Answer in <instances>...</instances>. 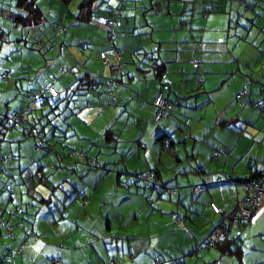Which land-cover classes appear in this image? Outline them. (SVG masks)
I'll list each match as a JSON object with an SVG mask.
<instances>
[{
  "label": "crops",
  "instance_id": "crops-1",
  "mask_svg": "<svg viewBox=\"0 0 264 264\" xmlns=\"http://www.w3.org/2000/svg\"><path fill=\"white\" fill-rule=\"evenodd\" d=\"M56 5L59 7V4L56 3ZM67 9L68 13L64 9L60 11L64 14L63 19L55 23L61 24L63 31L60 35L61 46L72 49L68 43L80 39L86 41V50L84 54L77 52V57L71 56V66L68 62H55L49 66L52 67L49 73L53 68L66 66L70 68L69 71L75 73L76 77L68 74L69 71L64 75H58L55 84H52L56 89V94L49 95L47 101L49 105H51L50 102H57L56 106H51V110L59 107L60 101H67L68 105L73 103L71 113H77L80 118L72 117L68 122L65 121L72 129L68 135L66 134L67 130L59 133L49 130L45 136L48 143L47 149L42 153H40L42 149L36 150V158L31 157L33 152L29 150L26 158L22 159L21 155L14 158V150L24 151L21 144L26 143L24 138L27 136H23L20 129L9 130L3 135L8 138L10 143L15 142V146L10 149L13 161L9 159L1 166L0 175L4 176V181L8 184L9 180L12 181L11 176L16 177L11 183L15 185L14 190L17 189L18 194L14 196L12 188H10L12 192L9 190L4 192L0 188V211H2L0 235H6L4 241L7 242V249L14 250L19 246L22 247V255L11 257L9 264H49L50 260L56 257L62 264H107L108 258L112 255L121 256L119 258L123 262L119 259L118 264H130V261L132 264H153L159 257L163 258L162 264H170L171 261L175 264H264L263 247L258 242L248 244L244 242L243 238L236 246L227 237V239L217 241L203 255H196L194 252V249L196 252L199 251L195 247L197 240L201 237L203 241L213 229L219 227L220 216L213 212L209 203L214 201L222 209L224 207L232 209L235 200L243 195V183L238 178L246 179L251 176L252 172L256 173L262 169L264 151L249 158V162H257L256 159L261 158L259 166L252 167L249 163L238 174L235 172L230 174L225 172V169L218 167L209 168V164L204 160L197 159L194 162L185 160V157H189V155L194 157H191L190 160L196 159L197 154H202L206 159H210L213 153L211 148L222 149L223 152L230 153L231 146L226 145L229 142L222 144L224 135L238 139H248L252 136L247 135L246 127L238 128L236 126L241 123H250L242 114H235V118L226 116L216 118L209 138H206L205 135L212 126L202 130L201 134L194 133L191 125L202 120L203 117L198 112L211 102L212 97L206 95L202 101H198L194 94L188 91L182 92L179 87L194 72V69L192 72H187L180 63L186 57H193L192 40L182 44L183 38L179 35L176 36L175 33L169 40H165L160 35L141 34L147 29L139 28L140 17L131 10H127V23L113 35V44L122 50L124 58L120 65L113 59L111 64L102 66L100 64L101 52L108 50L109 46L105 41V32L98 33L91 29L87 26L90 22L69 23L68 18L76 12L72 5ZM198 11L201 12L199 7L196 8V12ZM246 12L251 24L245 29L241 38H249L247 42L255 48L252 57L255 60L256 58L260 59L264 54V10L256 11L254 8H247ZM133 20L135 22L131 24ZM51 27L54 29L53 24ZM170 31L175 32L176 29ZM67 33H70L71 38H67ZM149 37L163 39H159L158 42L157 39L152 40ZM169 41H172L173 44L165 45ZM90 45L95 50L89 47ZM162 50L164 51L163 58L160 54ZM138 54L147 60L146 66L137 62L141 60ZM78 63L80 64L79 68H77ZM161 63L164 64L162 73ZM96 65L101 67L100 74L94 72ZM107 66L110 67L109 72L112 75L116 71L120 73L124 71L129 78L132 75L131 70L137 69L143 72L144 78L150 77L152 72L155 79H152L151 88H143L140 83L139 88L133 89L131 84L125 85L124 77H121L122 82L118 84L117 88L107 92L98 85L84 91L76 88L78 78L82 77L83 72H89L93 77L96 76L94 77L95 82L103 81L108 76L105 69ZM147 66L149 68H144ZM170 68L173 77L166 78V73ZM58 73L62 74L60 71ZM122 75L124 74L122 73ZM131 81L129 83H132ZM153 81L156 83L154 84ZM49 85L48 78L42 88L37 84V89L34 92L42 91ZM120 86L122 89L118 90ZM186 86L184 85L183 88L185 89ZM158 92H161L169 100L179 101L180 104L173 106L170 118L155 122L153 120V100ZM5 93L6 101L10 98V100L14 99V102L19 100V103L13 109H10L8 105V108L4 109L1 104L4 97L0 96V121L10 113L21 110L28 103L33 107L28 118L31 122L35 121L33 112L40 102L33 99L32 91L28 95L21 92L14 93V89L11 90L8 86ZM134 93L141 97L138 100H136L137 98L133 100L134 105L139 108L136 113L139 115H145V112L150 113L149 118L134 117L131 106L121 105L123 100H129ZM88 96L90 98L86 100ZM52 99L53 101H51ZM83 108L85 109L83 110ZM223 111L225 113V110ZM126 114L129 117L125 118ZM220 115L222 114L220 113ZM82 117L86 122L81 120ZM150 121L152 123H149ZM223 121L228 125L226 128L218 130L215 124H221ZM32 126L38 132L39 137H44L42 131L36 126ZM87 126H94L95 131L89 132ZM126 126L131 129L130 138L121 136ZM230 131L232 134H227ZM146 132H148L147 138L144 137ZM165 136L174 141L171 152L162 149L160 139ZM33 137L32 142H35L37 137ZM216 139L220 141L219 144L213 143V140ZM1 140L4 141L5 138ZM1 140L0 142H2ZM198 140L205 144L196 145ZM121 142H126V144ZM176 143L183 145L179 146ZM133 146L138 154L141 153L142 148L149 151L147 169L150 172L148 173H152L157 182L168 187H175V191L164 193L161 189L159 193H155L152 190L144 189L136 175L146 171V166L134 154L130 153V148ZM76 151H83L87 160L79 161ZM45 153H48L49 156H44ZM163 153L174 157L175 163L166 159L163 163ZM127 156L132 157L134 163L139 167L131 169L125 165L124 160ZM234 159L236 164L241 163L239 157ZM88 160L95 162L92 163ZM112 161L116 163H111ZM51 162L53 165H50ZM162 163L165 167L167 165L169 169H174L175 176H170L166 170L161 169L160 164ZM93 164H98V167H93ZM106 164L116 165L113 169H106ZM47 166L50 169L45 171ZM215 169L217 170L215 171ZM106 170H109L108 174ZM221 171H224V176L217 180L218 177L215 178V175ZM199 183H203L205 189L199 194H194L192 187ZM52 192L53 194H51ZM71 192H73L71 197L66 200L70 204L63 207L59 201L63 200V195ZM22 194L32 198L30 201H35L36 196L44 197L49 200L51 208V212H49L45 205H41L36 209V214L30 210L31 214L34 213L33 219L23 216V220L31 221L28 223L31 227L25 235L22 234L19 217H17L18 212H15L22 206L20 205L21 200L17 198ZM75 194L78 195L77 197L86 199L87 203H82L81 198L73 201L72 197ZM238 194L240 196L235 198ZM11 212L14 214H10ZM39 213L42 214L41 219H37ZM253 215L252 220L243 222H248L246 225H250L252 232H258L259 235L264 236V208L257 209ZM178 216L184 217V226L180 227L175 224ZM202 222H207L211 228L201 227ZM8 223L10 224L9 228L6 226ZM246 225H240L239 221H234L231 231L233 227L236 231ZM22 236H24L23 243H19L18 240ZM9 238H13L11 242L8 241Z\"/></svg>",
  "mask_w": 264,
  "mask_h": 264
},
{
  "label": "rangeland",
  "instance_id": "rangeland-1",
  "mask_svg": "<svg viewBox=\"0 0 264 264\" xmlns=\"http://www.w3.org/2000/svg\"><path fill=\"white\" fill-rule=\"evenodd\" d=\"M80 1L81 0H71L70 4L76 9ZM136 2L139 3L141 2V0H137ZM198 2L199 0L196 1V4L194 3V14L193 16H191V10H187L186 13L182 11L184 7V3L182 1L169 0L168 7L170 9V14L166 17L170 18V20L159 23L157 30H155L153 34L170 39L172 34L175 33L176 36L179 35L183 38L182 44L188 43L192 40V47L194 50L193 57H186L183 61H180V63L181 65H183L187 72H192L193 69L194 72H192V74L188 77V80L186 82H182L179 87L182 92L188 91L189 93L194 94V96H196L195 99L198 101H202L206 97V95L212 97L211 102L206 104L203 109L199 110L198 112L203 117L202 120L199 123L194 122L191 125V128L194 130L195 134H201L202 130H206L209 126H212V128L205 135L206 138H209V133L213 131V122H215L216 118H218L219 116L235 118V114H242L250 121V123L248 124L241 123L237 124L236 126L238 128L246 127L245 131L247 135H252L253 137L250 136L248 139H238L229 135H224L222 137L224 139L222 144H226V142H229L226 145L231 146L230 153L223 152L222 149L211 148L213 153L210 159H206L202 154H197L195 157L196 159H193L194 157L192 155H189V157H185V160L193 162L197 159L204 160L209 164V168L218 167L221 169H225V172H229L230 174H234V172L238 174L242 171L243 167H246L249 163L252 167H254L255 165L259 166V161L261 160V158L256 159L258 160L257 162H249V158L264 151V112H262L257 106V104H261L262 101H264V54L261 53L263 56L260 59L256 58L255 60L252 57L255 53V48L247 42L249 38H241V36L245 33V29L251 24V20L248 21L249 16L246 12L247 8H254L256 11H262L264 10V1L210 0V2H212V10L206 12H196V8H198ZM56 3L61 6L64 5L60 0L36 1L37 6L42 11L43 18L45 16V21L47 23L45 25H40L32 28L30 26L17 27L14 25L12 26V23H17L15 20L11 22L7 18H0V96L4 97V101L1 103L4 109L8 108V106L10 109H13L15 108V105L19 103V100L14 102L15 100H10V98L6 101L5 90L8 86L11 90L14 89V93L21 92L22 94L28 95L32 90L37 89V84L42 88V86H44V82L48 81L50 74L56 76V80L58 75H64L58 73V71L61 72V67L53 68L51 73H49L50 68H52L49 67L51 64L55 62H68L69 66H71V56H78V53L75 51L77 48L76 46H72V49L63 48L61 46L62 40L58 38L57 35V32H60V35L62 34L61 26L54 28L56 31L55 33L53 32L54 34H52L50 31H47L46 26H48V28L51 27L52 24L60 22L64 16L63 13H60L59 7L58 5H56ZM118 3L119 0H97L99 10H105V5H111L116 8ZM185 3L186 6H188L190 2L187 1ZM130 4L131 2H128V5ZM199 5L201 6V4ZM13 7H16L15 1L13 2ZM164 7L166 6L164 5ZM201 7L202 10L205 8V6ZM99 10L96 11L93 19L87 26L97 31L98 33L104 31L106 34L107 31L101 22L102 17H97L98 15L103 16L106 12ZM181 15L187 16L186 18L190 20V25L193 28L177 29L175 32L165 29L166 27L170 28L171 26H169V24L171 23H178L179 17ZM70 28H72V26H70ZM4 31H6V33H4ZM107 36L108 34L105 35V41H107ZM67 38H71L70 33H67ZM172 44V41L165 43V45L167 46H171ZM194 46L198 47V49H195ZM90 47L95 50L93 46L90 45ZM163 53L164 51L162 50L160 53L161 58H163ZM140 54H138V56L141 58V60H138L137 62L146 66L145 62L147 60L141 57ZM166 54L168 55V53ZM109 68V66L105 68L107 75L111 74L109 72ZM144 68H149V66ZM100 70V65H96L94 68V72L100 74ZM131 72L132 75L129 78L125 74L122 75V73L120 72L115 73V77L118 79L124 77L123 82L125 83V85L131 84V88L133 89L139 88L140 83H142L143 88L152 87V79H155L152 72L150 73L151 76L148 78H144L143 72H141L140 70L132 69ZM68 74H72L76 77L73 71H69ZM172 77L173 73L172 69L170 68L166 73V78ZM130 80H132V83H129ZM153 83L155 84L156 82L153 81ZM157 83L159 85V82ZM184 85H187L185 89L183 88ZM120 89H122V86H120L118 90ZM211 90L214 91L212 92ZM243 90L247 91L246 95L241 98L242 100H236V94L242 93ZM23 97L26 99L25 96ZM89 98L90 96H88L86 100H89ZM138 98H141L140 95H136L134 93L129 100H123L121 102V105L131 106V109L134 112L132 115L134 117H137L139 119H141L140 117L149 118L150 113L148 114L145 112V115H139L138 113H136L139 111V108L134 105L133 100H138ZM51 101H53V99ZM50 103L51 105H49L48 101H44V103L41 102L38 105V107L33 112L35 121L31 122V124L36 126L40 131L43 132L42 135H44V138L49 130H53L57 133L67 130L68 133L66 134L68 135L70 133V130L72 129L65 123V121L68 122V120L72 117L78 119L80 118L77 113H71V106L73 105V103L68 105L69 102L67 103V101H60L59 107L54 110H51V106H56L57 102ZM84 109L85 108H83V110ZM223 110H225V113ZM220 113L222 115H220ZM124 117H129V115L126 114ZM81 120L83 122H86L84 121L83 117L81 118ZM123 123L125 122L123 121ZM149 123L152 122L150 121ZM221 124H215L218 130L226 128L225 122H222ZM87 130L89 132L95 131L94 126H87ZM131 133V129L126 126L125 130L121 133V136L122 138H130ZM143 133L144 131L142 132V134ZM227 134H232V131L228 132ZM147 136L148 132H146V135L144 137L147 138ZM186 136L188 137V134H186ZM32 137L27 136L26 138H24V140H26V143L21 144V147L24 151L20 152L18 149L14 150V158H18L20 155L22 159L26 158L28 150L33 152V156L31 155V157L36 158L37 154H35L36 150L34 148V145L36 144L38 139L35 142H32ZM3 138H5V140L0 142V161L5 157H8L10 161H13V156L10 149H13V147L15 146V142L10 143V141H8V138ZM126 142L121 143L126 144ZM202 143L203 142H201V140H198L196 145H202ZM213 143L219 144L220 141L216 139L213 140ZM176 145L181 146L183 144L176 143ZM43 150L40 153H42ZM216 150L221 152L222 154H214ZM130 153L134 154L135 157L146 166V171H142L138 173V175H136L139 178L138 181L143 184V182L145 183V180L141 177V175H146L148 172H150L149 169H147V158H149V151L146 148H142L141 153L138 154L137 150L133 146L130 148ZM44 156H49V154L45 153ZM96 156H98V154H96ZM162 157L163 163L165 162L164 159H166L167 161L172 160L175 163V158L170 157L169 154L163 153ZM191 157H193L192 160H190ZM237 157H239V160L241 162L239 164H236L234 162V158ZM15 161L18 162V160ZM111 163L116 162L112 161ZM163 163L160 164V168L166 170L168 175L175 176V170L169 169L167 165L165 167ZM51 164L52 162L50 163V165ZM124 164L131 169L139 167L136 163H134L133 158L130 156L126 157V159L124 160ZM204 164L202 165L205 166L206 164ZM114 165L116 164H106L105 168L113 169ZM33 167L35 168V166ZM49 169L50 167L47 166L45 171H48ZM216 170L217 169H215V171ZM223 173L224 171H221V173L215 175V178H222L224 176ZM158 185H161V188H163V186L169 189L175 188L168 187L161 182L155 183V181H153V184H151L152 187H157ZM143 186L145 187V185ZM3 187L5 188L3 189ZM0 188H2L4 192L8 190L10 191V188H12L13 195L16 196L18 194L17 189L14 190L15 185L11 183V180H9V184L6 183L2 174L0 175ZM162 192L166 193V191L163 189ZM240 194H238V196H236L235 198L239 197ZM18 196L22 198L20 205H23L25 209L32 210L31 205L28 203L32 198L27 197L25 194H22V196ZM224 208L227 209V207ZM263 208L264 207L262 206V209ZM227 211H230V209H227ZM41 215L42 214L40 213L37 219H40ZM206 226H208V228H211V225H209L207 222L201 223V227ZM234 227L228 236L234 246L238 245V242L243 238L244 242L248 244L258 242L264 250V236L259 235L258 232H252L250 230V225L241 226V228L237 229L236 231L234 230ZM5 237L6 235H0V264H7L8 259H10V254L8 252L9 250L7 249L8 245H6L7 242L4 241ZM12 239L13 238H9L8 241L11 242ZM201 242L202 238L200 237L197 240V243H195V247H197ZM209 249H202L198 252H196L194 249V252L196 253V255H203L205 254L206 250ZM120 261L122 260L120 259ZM115 263L118 264V262ZM130 264H132L131 261Z\"/></svg>",
  "mask_w": 264,
  "mask_h": 264
},
{
  "label": "trees",
  "instance_id": "trees-1",
  "mask_svg": "<svg viewBox=\"0 0 264 264\" xmlns=\"http://www.w3.org/2000/svg\"><path fill=\"white\" fill-rule=\"evenodd\" d=\"M0 1H1L0 2V18L1 17L7 18L11 22H13V20H15L17 23H15V24L12 23V26L13 25L14 26H17V27H27V26H30L32 28V27H36V26H40V25L47 24L46 21H45V16L43 18L42 11L40 10V8L36 4V1L37 0H6L7 2L5 0H0ZM14 1H15V6L16 7H13V2ZM60 1H62V3L64 5L63 4H62L63 6L59 5V8H60L59 11H61L62 9H64V11L66 13H68L67 12V10H68L67 7L71 5L70 4L71 0H60ZM136 1L137 0H119V3L116 6V8H114L111 5L110 6L105 5L104 6L105 10H99V7H98L99 5L97 4V0H81L78 3L77 8L75 9V12L76 13L74 15H72L71 17L68 18L69 23H73V22L89 23L93 19V17H94V15H95V13H96L97 10H99V11H105L106 12L103 16H101V15H98L97 16V17H102L101 22H102L103 26L105 27V29L107 31L106 34H108L107 41H106V44L109 45L108 46V50L101 52L100 64L102 66H106L109 63L111 64V61L113 59H115L114 62H116L118 65H120L121 62H122V59L124 58L122 50L116 48L114 46V44H113V42H114L113 41V35L117 32V30L122 25H124V24L127 23V18H128V14L126 13L127 10L128 11L131 10L132 12L135 13V15H137L138 17H140L141 21L139 22L138 27L139 28H142L143 27V28H146L147 29L146 32L141 33V34H145V35L146 34H153V31L157 29L159 23L166 22V21H169L170 20V18L166 17L167 15L170 14V9L168 7L169 0H141V2H139V3H137ZM179 1H182L184 3V7H183L182 11H184V13H186L187 10H191V13L192 14L190 13V15L193 16V14H194L193 11L195 9L194 3L196 4V1L197 0H179ZM187 1L190 2L188 4V6H186V3H185ZM128 2H131V4L128 5ZM199 4H201V6H205V8L202 10V7ZM211 4H212V2H210V0H199L198 7L200 8V11L201 12H203V11L206 12V11L212 10ZM164 5L166 7H164ZM182 16L183 15H181L179 17V22L178 23L177 22L175 24H172L171 23V24H169V26H171V27L170 28L169 27H166L165 29H167V30H174V29H176L177 30V29H189V28H193L190 25V20H188L186 18L187 16H183V18H182ZM106 17L107 18H110L111 19L110 20L111 22L112 21H115V22L118 23V24L115 25V28H113L111 30H109L107 28V26H106V24L104 22V18H106ZM134 22L135 21L133 20L131 22V24H133ZM53 26H54V28H57V27H60L61 24H58V25L57 24H53ZM46 28H47V31L48 32L50 31L52 34H54L56 32L55 29H52V27H49L48 28V26H46ZM135 28H137V27H135ZM143 28H142V30H143ZM4 33H6V31H4ZM62 33H63V31H62ZM57 35H58V38H60V32H57ZM149 38H151L152 40H156L157 39V41L159 39H163V38H156V37H154V38L149 37ZM60 39H62V38H60ZM165 40H169V39L168 38H165ZM86 44H87L86 41H83V40L78 39L77 41H75L73 43H68V46H71V47L72 46H76L77 47L76 48V52H79V53L81 52V54H84V52L86 50ZM77 45H79V46H77ZM112 49H116L117 51H119L120 52V55L114 54ZM195 49H198V47H195ZM80 59H81V57H80ZM105 59H108L106 63H104V60ZM77 66H78L77 68H79L80 67V64L78 63ZM60 67H61V73L62 74L66 73V72H68L70 70V68H68L66 66H60ZM196 67H197V65H196ZM161 68H163L161 70V73H162L164 71V64L163 63H161ZM117 72L118 71L114 72L113 75L110 74V75L106 76L103 79V81L101 80L100 82H97V81L95 82L94 81V77L89 72H85V73L83 72L82 77H79L78 78V82L76 84V88L81 89L82 91H84V90H88V89L92 88L95 85H98L103 90H105L106 92L109 91V90L111 91V90L117 88L118 84L120 82H122L121 81V78L118 79V78L115 77V73H117ZM121 73L125 74L126 72L123 71ZM158 73H159V71H158ZM49 79H50V85L54 84V82L56 81L55 76L52 75V74L49 75ZM108 81H111V84L110 85L107 84ZM47 87H45L42 91L41 90H37L36 92H34V90H32L33 99L38 100L40 103L41 102L44 103V101H47V97L49 95L50 96L54 95V94L48 93V91L45 90ZM55 92H56V89H55ZM246 93H247V91L246 90H243L242 93L236 94V95H240L239 98H236L235 97L236 100H242L241 98L244 97L246 95ZM158 94H160L161 97H163L167 101V103H169L170 108L168 110V113L165 114L164 117H162L159 120H156L155 119L156 106L154 105V100H153V105H154L153 120L155 122H158V121H160L162 119H165V118L166 119L167 118H170L172 116V108H173V106L176 105L177 103L180 104L179 101L174 102L172 100L167 99L161 92H158L157 95ZM241 95H242V97H241ZM36 98H40V99H36ZM257 106H258V104H257ZM32 109H33V107L28 103L21 110H18L17 112H12L9 115H7L6 117H4L2 119V121H0V140L3 139V135L6 134L9 130H12V129H20V131H21V133H22L23 136H31V137L32 136H36L37 137L38 141L34 145L35 150H41V149L43 150L44 149V151H45L47 149V146H48L47 140L43 136H41V137L38 136V132L35 129H33V126L31 124L30 118H28V115H30ZM259 109L262 112H264L263 107H259ZM16 115H18V116L19 115L24 116L25 117V120L24 121H21V120L17 119L16 117H14ZM12 117H14V118L11 119ZM225 125H228V123L225 122ZM160 141L162 142V149L166 150L167 152H171L174 141L172 139H170L169 137H167V136L162 137L160 139ZM165 143L168 144L167 147L164 146ZM76 152H77L76 153V156H77V158H78L79 161H86L87 160L86 159V156H85V153L83 151H76ZM80 153H83L82 158H79ZM215 153L217 155H221L222 154L221 152H219L217 150L214 152V154ZM8 160H9L8 157L2 158V160L0 161V169H1V166L4 163L8 162ZM89 162H92L93 163L95 161H89ZM88 164L91 165L90 163H88ZM52 165H53V163H52ZM92 166L93 167H98V164H95V165L93 164ZM263 170H264V161H263V167H262L261 170H259L256 173L252 172L251 173V176L248 177V178H246V179L238 178V180L240 182L244 183L245 181H247L249 179H254V178L260 176L262 174ZM106 173L108 174L109 173V170H106ZM141 177L145 180V183H143V185H145V187L143 186L145 189H149V190L155 191L156 193H159L161 189L167 191L168 193H171V192H173V191L176 190L175 188L169 189V188H166L164 186H163V188H161L160 187L161 185H158L157 187H152L150 185V187H147L146 184L148 182H150L151 184H153V181H155V183H157V181L155 180V178H154V176H153L152 173H147L146 175H141ZM11 178H12V181H14V179L16 177L15 176H11ZM218 179H219V177H218ZM200 184H203V183H199V184L193 185L192 192L194 194H199V193H195L194 190H195L196 186H198ZM3 188H5V187H3ZM10 192H12V191H10ZM72 193L73 192L67 193L66 195H63L64 196L63 200H60L59 201V202H61V205L63 207L67 206V204L69 203V202L67 203L66 200L69 197H71V194ZM51 194H53V192ZM77 196L78 195L75 194L72 197V200L75 201V200H77L79 198L82 199V197H77ZM18 199L21 200L22 198L20 196H18ZM28 203L31 205L32 210L34 212L41 205H45V207L47 208V210L49 212H51V208L49 207L50 202H49V200H47L44 197H38V196H36L35 197V201H29ZM82 203H84V204L87 203V200L83 198L82 199ZM210 203H215V202L214 201H211ZM210 203H209V205H210ZM210 208H211V206H210ZM219 208L221 209L220 212H215L211 208L215 214H218L220 216V219H219V227L213 229L211 231V233L206 238L211 237L214 232L218 233L216 230H220V232H222V228L224 227V221H225L226 218L229 220V228L227 229L226 234H224V237H222L221 239H219V238L218 239L217 238L214 239L216 241L209 248H211L213 245H215L217 241L227 239V237H228V235H229V233L231 231V227H232V224H233L234 221H239V224L240 225H246L248 223V222H243V221H245L243 219H240L239 220V219H235V218L229 216V212L233 209V207H232V209H230V211H227V209H225V208L222 209L220 206H219ZM0 212H1L0 213V216H1L2 215V211H0ZM15 212H18L17 217H19L22 234L25 235V233L31 227L30 224H28L31 221H29L28 219H24L23 220V216H29V217H31L33 219V214L34 213L31 214V211L29 209H25L23 205L21 207L17 208ZM10 214H14V213L11 212ZM35 214H36V212H35ZM39 214H38V216H39ZM38 216H37V218H38ZM178 217H181L183 219V224L178 225L177 222H176V224L178 226H180V227L181 226H184V221H185L184 217H182V216H178ZM6 221L8 222V220H6ZM6 226L9 228L10 224L8 223V224H6ZM3 227H5V225H3ZM23 237L24 236H22V238L18 240L19 243H23ZM206 238H204L203 241ZM8 250H9L8 252L10 254V258L13 257V256H15V255H19V256L22 255V247L21 246L17 247L14 250H11V249H8ZM198 250H200V249H198ZM52 259H56V260L59 261L60 264H62V262L60 261L59 258L56 257V258H52ZM159 259H163V258L162 257L157 258L155 260L157 263L154 261V264H162L163 261L159 262L160 261ZM9 261H10V259H8V263H9ZM112 262L113 263L119 262V257L116 256V255L110 256L108 258V260H107V264H113ZM173 263L171 261L170 264H173Z\"/></svg>",
  "mask_w": 264,
  "mask_h": 264
},
{
  "label": "built area",
  "instance_id": "built-area-1",
  "mask_svg": "<svg viewBox=\"0 0 264 264\" xmlns=\"http://www.w3.org/2000/svg\"><path fill=\"white\" fill-rule=\"evenodd\" d=\"M110 18H104V22L109 30L115 28V25L118 24L115 21H110ZM113 53L116 55H120V52L117 51L116 49H112ZM108 59L104 60V63L107 62ZM108 85L111 84V81L107 82ZM48 93L54 94L55 89L53 85H49L46 89ZM240 95H237L236 98H239ZM154 105L156 106V111H155V119L160 118L161 116L165 115L168 113V110L170 108L169 103L161 97L160 94L156 95L154 99ZM264 109V108H263ZM17 119L24 121L25 117L22 115H16L14 116ZM12 117L11 119H13ZM164 146H168L167 143L164 144ZM83 153H80L79 158H82ZM151 183L148 182L146 184L147 187H150ZM198 188H196L197 190ZM264 205V170L262 174L254 179H249L243 183V195L241 198L237 199L234 204H233V209L229 212V216L235 218V219H248L254 209L257 207L263 206ZM211 208L215 212H219L220 209L215 203H210ZM176 222L178 225H181L182 220L179 217H176ZM229 228V220L226 218L224 221V227L222 228V234H224L227 229ZM219 236L218 233L214 232L211 237L206 238L203 242H201L197 248L202 250V249H207L209 248L213 240L216 239ZM113 263V262H112ZM49 264H60L58 260L52 259ZM174 264V263H173Z\"/></svg>",
  "mask_w": 264,
  "mask_h": 264
},
{
  "label": "bare ground",
  "instance_id": "bare-ground-1",
  "mask_svg": "<svg viewBox=\"0 0 264 264\" xmlns=\"http://www.w3.org/2000/svg\"><path fill=\"white\" fill-rule=\"evenodd\" d=\"M56 93V92H55ZM54 93V94H55ZM241 97H242V95H241ZM258 106L259 107H263L264 108V101L261 103V104H258ZM162 117H164V115L163 116H161L160 118H158V119H156V120H159V119H161ZM218 180H220V178L218 179ZM196 188H198L197 190H196ZM196 188H195V193H201L204 189H205V185L204 184H200V185H198V186H196ZM218 206V205H217ZM264 206V205H263ZM219 207V206H218ZM260 207H262V206H260ZM260 207H257L256 209H254V211L252 212V214L250 215V217L248 218V219H243V220H251V218H252V216H253V214L255 213V211L258 209V208H260ZM220 209V208H219ZM220 211H221V209H220ZM219 211V212H220ZM181 220H182V224H183V219L181 218V217H179ZM217 232H218V234H219V236L217 237V239L219 238V239H221L222 237H224V234H226V232L224 233V234H222V232H220V230H216ZM216 240H213V243L215 242ZM212 243V244H213ZM208 249V248H207ZM160 261L159 262H161V261H163V259H159ZM157 263V262H156Z\"/></svg>",
  "mask_w": 264,
  "mask_h": 264
}]
</instances>
